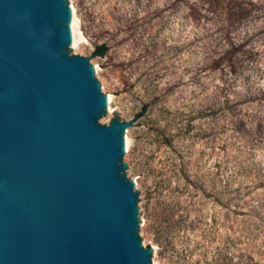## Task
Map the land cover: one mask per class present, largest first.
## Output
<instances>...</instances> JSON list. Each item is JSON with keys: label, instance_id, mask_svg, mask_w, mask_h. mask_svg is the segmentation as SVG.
<instances>
[{"label": "rangeland", "instance_id": "374dc122", "mask_svg": "<svg viewBox=\"0 0 264 264\" xmlns=\"http://www.w3.org/2000/svg\"><path fill=\"white\" fill-rule=\"evenodd\" d=\"M108 49L154 264H264V0H71Z\"/></svg>", "mask_w": 264, "mask_h": 264}, {"label": "water", "instance_id": "95a60500", "mask_svg": "<svg viewBox=\"0 0 264 264\" xmlns=\"http://www.w3.org/2000/svg\"><path fill=\"white\" fill-rule=\"evenodd\" d=\"M99 45L71 0H0V264H154Z\"/></svg>", "mask_w": 264, "mask_h": 264}, {"label": "trees", "instance_id": "16d2710c", "mask_svg": "<svg viewBox=\"0 0 264 264\" xmlns=\"http://www.w3.org/2000/svg\"><path fill=\"white\" fill-rule=\"evenodd\" d=\"M106 51V47L104 45H99L96 47L94 53L95 54H101V53H104Z\"/></svg>", "mask_w": 264, "mask_h": 264}, {"label": "bare ground", "instance_id": "6f19581e", "mask_svg": "<svg viewBox=\"0 0 264 264\" xmlns=\"http://www.w3.org/2000/svg\"><path fill=\"white\" fill-rule=\"evenodd\" d=\"M125 145H126V147H127V142H125Z\"/></svg>", "mask_w": 264, "mask_h": 264}]
</instances>
